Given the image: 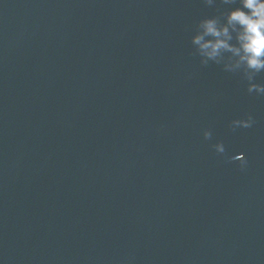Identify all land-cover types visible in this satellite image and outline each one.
Returning a JSON list of instances; mask_svg holds the SVG:
<instances>
[{
	"label": "water",
	"instance_id": "obj_1",
	"mask_svg": "<svg viewBox=\"0 0 264 264\" xmlns=\"http://www.w3.org/2000/svg\"><path fill=\"white\" fill-rule=\"evenodd\" d=\"M226 7L0 0V264H264V95L192 43Z\"/></svg>",
	"mask_w": 264,
	"mask_h": 264
},
{
	"label": "clouds",
	"instance_id": "obj_2",
	"mask_svg": "<svg viewBox=\"0 0 264 264\" xmlns=\"http://www.w3.org/2000/svg\"><path fill=\"white\" fill-rule=\"evenodd\" d=\"M204 3L213 5L215 0H204ZM222 4L228 6L224 11L199 20L192 43L199 46L198 54L205 58L203 64L209 60L219 63L223 53H230L235 60L232 65H226V69H243L247 92L264 95V84L254 82V74L264 72V0H222ZM254 123V118L248 115L233 119L229 127L232 130L250 128ZM203 137L211 139L212 132L204 130ZM212 148L218 154L226 152L220 141L214 143ZM229 160L238 161L241 170L247 166L243 152L229 157Z\"/></svg>",
	"mask_w": 264,
	"mask_h": 264
}]
</instances>
